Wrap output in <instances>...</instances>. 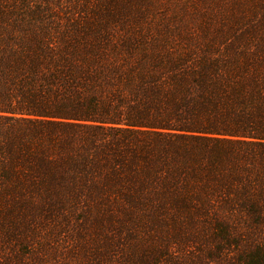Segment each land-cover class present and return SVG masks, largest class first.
<instances>
[{
	"label": "trees",
	"instance_id": "obj_1",
	"mask_svg": "<svg viewBox=\"0 0 264 264\" xmlns=\"http://www.w3.org/2000/svg\"><path fill=\"white\" fill-rule=\"evenodd\" d=\"M0 264H264V0H0Z\"/></svg>",
	"mask_w": 264,
	"mask_h": 264
}]
</instances>
